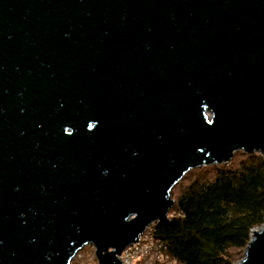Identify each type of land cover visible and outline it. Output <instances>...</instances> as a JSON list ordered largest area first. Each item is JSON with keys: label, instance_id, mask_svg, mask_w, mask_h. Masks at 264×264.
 Wrapping results in <instances>:
<instances>
[{"label": "water", "instance_id": "1", "mask_svg": "<svg viewBox=\"0 0 264 264\" xmlns=\"http://www.w3.org/2000/svg\"><path fill=\"white\" fill-rule=\"evenodd\" d=\"M239 151L264 154V0H0V264H123Z\"/></svg>", "mask_w": 264, "mask_h": 264}, {"label": "trees", "instance_id": "2", "mask_svg": "<svg viewBox=\"0 0 264 264\" xmlns=\"http://www.w3.org/2000/svg\"><path fill=\"white\" fill-rule=\"evenodd\" d=\"M167 219L152 225L177 264H236L264 225V154L188 172L172 189Z\"/></svg>", "mask_w": 264, "mask_h": 264}, {"label": "built area", "instance_id": "3", "mask_svg": "<svg viewBox=\"0 0 264 264\" xmlns=\"http://www.w3.org/2000/svg\"><path fill=\"white\" fill-rule=\"evenodd\" d=\"M151 227L119 255L123 264H177L165 253L163 242L154 236Z\"/></svg>", "mask_w": 264, "mask_h": 264}, {"label": "rangeland", "instance_id": "4", "mask_svg": "<svg viewBox=\"0 0 264 264\" xmlns=\"http://www.w3.org/2000/svg\"><path fill=\"white\" fill-rule=\"evenodd\" d=\"M239 152H243V151H239ZM72 264H98L95 247L93 245H88L84 247L78 253Z\"/></svg>", "mask_w": 264, "mask_h": 264}]
</instances>
